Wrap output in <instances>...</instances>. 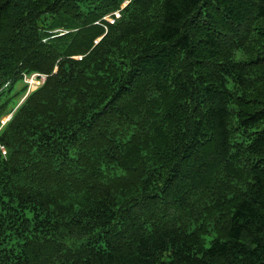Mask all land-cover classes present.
Listing matches in <instances>:
<instances>
[{
	"label": "trees",
	"instance_id": "1",
	"mask_svg": "<svg viewBox=\"0 0 264 264\" xmlns=\"http://www.w3.org/2000/svg\"><path fill=\"white\" fill-rule=\"evenodd\" d=\"M9 115L0 264H264V0H0Z\"/></svg>",
	"mask_w": 264,
	"mask_h": 264
},
{
	"label": "rangeland",
	"instance_id": "2",
	"mask_svg": "<svg viewBox=\"0 0 264 264\" xmlns=\"http://www.w3.org/2000/svg\"><path fill=\"white\" fill-rule=\"evenodd\" d=\"M26 77H27V78H26ZM42 77H43V75L37 77V74H36V73H34V74L30 75V76H24L25 81L28 82V84H29V88H30V89L36 87V85L40 82V79H41ZM5 119H6V116H5V117H2V118L0 119V121H1V122H4Z\"/></svg>",
	"mask_w": 264,
	"mask_h": 264
},
{
	"label": "water",
	"instance_id": "3",
	"mask_svg": "<svg viewBox=\"0 0 264 264\" xmlns=\"http://www.w3.org/2000/svg\"><path fill=\"white\" fill-rule=\"evenodd\" d=\"M8 118V117H7Z\"/></svg>",
	"mask_w": 264,
	"mask_h": 264
}]
</instances>
